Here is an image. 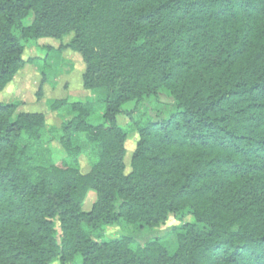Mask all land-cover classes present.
<instances>
[{
  "label": "trees",
  "instance_id": "obj_1",
  "mask_svg": "<svg viewBox=\"0 0 264 264\" xmlns=\"http://www.w3.org/2000/svg\"><path fill=\"white\" fill-rule=\"evenodd\" d=\"M67 35L93 102L53 100L70 117L50 126L0 97V264H264V0H0V94L27 43ZM161 89L167 115L123 111ZM170 214L193 218L172 253L105 239Z\"/></svg>",
  "mask_w": 264,
  "mask_h": 264
},
{
  "label": "rangeland",
  "instance_id": "obj_2",
  "mask_svg": "<svg viewBox=\"0 0 264 264\" xmlns=\"http://www.w3.org/2000/svg\"><path fill=\"white\" fill-rule=\"evenodd\" d=\"M69 42L70 36L67 35L61 39L41 38L27 43L24 58H32L33 62L26 65L13 82L1 92L0 97L2 100L5 103L16 102L20 104L16 113L23 110L43 112L46 123L50 126H59L70 117L66 106L57 111H49L46 104L53 100L66 98L68 103L93 102L95 95L82 87L84 63L80 56L69 48L60 49L61 46ZM42 71L46 73L48 79L42 86L41 96H38L37 91L43 78ZM122 109L125 112H131L130 116L134 119H138L145 113L152 117L165 116L174 110V103L170 94L161 89L156 98L137 105L134 101H130L124 104ZM130 116L126 114L118 115V125L125 127L131 121ZM136 139L137 134L131 133L126 146L128 150L125 157L126 167L129 165L132 155L131 149ZM80 163L81 171L83 173L88 172L90 165L86 144H82ZM96 200L97 192L88 189L82 201L83 210L90 211ZM191 222H193L191 216L170 214L165 224L153 229H135L133 226L124 224L115 225L106 230L105 239L109 240L129 235L134 238L135 244H143L149 239L157 238L166 250L172 253L177 247L178 234L185 230V224ZM57 237L60 242L59 230Z\"/></svg>",
  "mask_w": 264,
  "mask_h": 264
}]
</instances>
